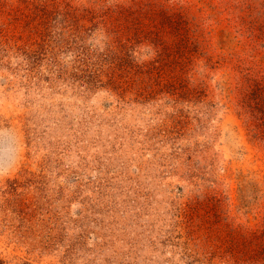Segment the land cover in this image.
Wrapping results in <instances>:
<instances>
[{
    "label": "rangeland",
    "instance_id": "374dc122",
    "mask_svg": "<svg viewBox=\"0 0 264 264\" xmlns=\"http://www.w3.org/2000/svg\"><path fill=\"white\" fill-rule=\"evenodd\" d=\"M0 264H264V0H0Z\"/></svg>",
    "mask_w": 264,
    "mask_h": 264
}]
</instances>
